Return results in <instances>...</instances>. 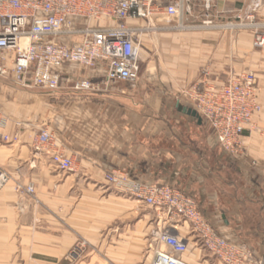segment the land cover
<instances>
[{
    "label": "crops",
    "instance_id": "obj_1",
    "mask_svg": "<svg viewBox=\"0 0 264 264\" xmlns=\"http://www.w3.org/2000/svg\"><path fill=\"white\" fill-rule=\"evenodd\" d=\"M194 14L185 21L189 28L140 35L134 82L107 83L99 61L63 63L55 92L0 79L7 118L0 131L17 135L0 139V166L10 176L0 189V264H151L169 219L107 183L113 171L176 186L197 201L216 232L264 261V48H253L248 26L264 29V0L252 19L239 0H214L208 17L195 0ZM207 18L211 24L203 25ZM204 70L215 84L247 70L257 77L261 109L238 157L223 154L210 128L183 110L190 108L185 91ZM83 78L91 90L73 88ZM45 128L54 143L39 145ZM55 151L71 156L72 171L54 165ZM28 184L34 197L17 190ZM173 233L187 245L183 264H223L185 221Z\"/></svg>",
    "mask_w": 264,
    "mask_h": 264
},
{
    "label": "built area",
    "instance_id": "obj_2",
    "mask_svg": "<svg viewBox=\"0 0 264 264\" xmlns=\"http://www.w3.org/2000/svg\"><path fill=\"white\" fill-rule=\"evenodd\" d=\"M200 1L208 17L214 0ZM239 1L246 3L247 18L252 19L261 0ZM194 6L195 0H0V78L22 89L55 92L61 85L59 68L63 63L91 67L99 61L106 66L107 83L134 82L141 71L140 35L191 27L185 21L195 17ZM202 24L210 25L211 21L207 18ZM248 26L253 32V48H264L263 25ZM72 86L77 91L93 88L84 78L75 80ZM257 93V77L251 70L230 74L219 84L211 82L204 70L184 94L189 107L210 128L220 150L238 157L243 133L255 128L253 116L261 109ZM6 124L7 118L0 111V130ZM0 139L13 142L17 135L0 131ZM36 142L50 145L54 136L45 128ZM51 161L61 170H73L71 156L62 151L53 152ZM9 180V174L0 166V189ZM105 180L142 204L164 212L169 219L168 227L157 234L160 246L154 250L151 264H183L179 255L187 245L173 233L181 220L223 264H264L246 244L216 232L197 201L176 186L142 183L126 172L115 171L107 173ZM17 190L34 197L31 184L17 185ZM83 244L81 241L78 249Z\"/></svg>",
    "mask_w": 264,
    "mask_h": 264
},
{
    "label": "water",
    "instance_id": "obj_3",
    "mask_svg": "<svg viewBox=\"0 0 264 264\" xmlns=\"http://www.w3.org/2000/svg\"><path fill=\"white\" fill-rule=\"evenodd\" d=\"M183 110H184V111H187L188 114H190V115L196 117L199 121H201V118L199 117V115L196 113L195 110L190 109V108H186V107H184ZM221 215H222V218H225V213H224V212H223Z\"/></svg>",
    "mask_w": 264,
    "mask_h": 264
},
{
    "label": "rangeland",
    "instance_id": "obj_4",
    "mask_svg": "<svg viewBox=\"0 0 264 264\" xmlns=\"http://www.w3.org/2000/svg\"><path fill=\"white\" fill-rule=\"evenodd\" d=\"M127 22H128V23H134V22H136V21L128 20ZM200 77H201V76H200ZM200 77H199V78H200ZM199 78H198L195 82H197V81L199 80ZM0 79H1V78H0ZM1 80L4 81V82H6V83H9V84L11 83L10 81L4 80V79H1ZM195 82H194V83H195ZM194 83H193V84H194ZM11 84H13V83H11ZM193 84H192V85H193ZM13 85H14V84H13ZM192 85H191V86H192ZM191 86H190V87H191ZM190 87H188V89H189ZM17 88L22 89V88H20V87H17ZM33 89H35V88H33ZM188 89H187V90H188ZM222 153H223V152H222ZM223 154H224V153H223Z\"/></svg>",
    "mask_w": 264,
    "mask_h": 264
}]
</instances>
